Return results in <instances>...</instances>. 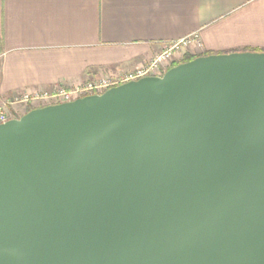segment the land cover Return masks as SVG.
Returning a JSON list of instances; mask_svg holds the SVG:
<instances>
[{"label": "water", "instance_id": "95a60500", "mask_svg": "<svg viewBox=\"0 0 264 264\" xmlns=\"http://www.w3.org/2000/svg\"><path fill=\"white\" fill-rule=\"evenodd\" d=\"M0 264H264V52L0 124Z\"/></svg>", "mask_w": 264, "mask_h": 264}, {"label": "crops", "instance_id": "0c3cea01", "mask_svg": "<svg viewBox=\"0 0 264 264\" xmlns=\"http://www.w3.org/2000/svg\"><path fill=\"white\" fill-rule=\"evenodd\" d=\"M194 36L202 48L175 64L264 52V0H0V105L120 76Z\"/></svg>", "mask_w": 264, "mask_h": 264}, {"label": "built area", "instance_id": "2783aa9c", "mask_svg": "<svg viewBox=\"0 0 264 264\" xmlns=\"http://www.w3.org/2000/svg\"><path fill=\"white\" fill-rule=\"evenodd\" d=\"M200 48H202V43L198 36H194L168 45L162 54L142 67L117 77L100 76L77 83L71 88L59 87L53 91L24 92L14 97L12 101L0 105V124L17 119L10 117V107L25 105L42 108L70 103L87 96L102 95L109 89L147 77H162L177 61L181 62L189 55L194 56Z\"/></svg>", "mask_w": 264, "mask_h": 264}, {"label": "trees", "instance_id": "16d2710c", "mask_svg": "<svg viewBox=\"0 0 264 264\" xmlns=\"http://www.w3.org/2000/svg\"><path fill=\"white\" fill-rule=\"evenodd\" d=\"M250 52H263V51L253 50V51H250ZM205 56H208V55H205ZM197 58H198V57H197ZM194 59H196V58H188V59H186L183 63L190 62V61H192V60H194ZM178 65H179V64H174L171 68L176 67V66H178ZM32 110H34V108L30 107L28 112H30V111H32Z\"/></svg>", "mask_w": 264, "mask_h": 264}, {"label": "rangeland", "instance_id": "374dc122", "mask_svg": "<svg viewBox=\"0 0 264 264\" xmlns=\"http://www.w3.org/2000/svg\"><path fill=\"white\" fill-rule=\"evenodd\" d=\"M17 107H18V106H16L15 110H16V111H19V110L17 109ZM28 107H31V106H28ZM32 108H34V109H38L36 106H35V107H32ZM12 111H13V109L9 110V115H10V117H12V116L14 117L13 113H11ZM19 114H22V113L19 111ZM26 114H27V113H26ZM24 115H25V114H24ZM24 115H23V116H24ZM16 116L18 117L19 115H16ZM21 117H22V116H21ZM19 118H20V117H19Z\"/></svg>", "mask_w": 264, "mask_h": 264}]
</instances>
